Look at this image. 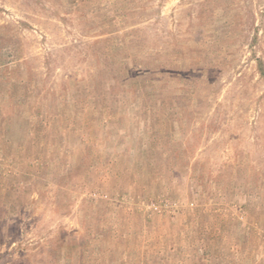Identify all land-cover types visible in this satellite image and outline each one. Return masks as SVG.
I'll return each instance as SVG.
<instances>
[{
  "label": "rangeland",
  "instance_id": "1",
  "mask_svg": "<svg viewBox=\"0 0 264 264\" xmlns=\"http://www.w3.org/2000/svg\"><path fill=\"white\" fill-rule=\"evenodd\" d=\"M0 264H264V0H0Z\"/></svg>",
  "mask_w": 264,
  "mask_h": 264
}]
</instances>
